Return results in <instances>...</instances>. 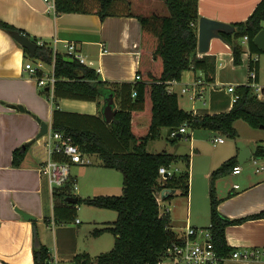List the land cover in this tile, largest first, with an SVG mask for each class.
I'll return each mask as SVG.
<instances>
[{
    "label": "crops",
    "instance_id": "1",
    "mask_svg": "<svg viewBox=\"0 0 264 264\" xmlns=\"http://www.w3.org/2000/svg\"><path fill=\"white\" fill-rule=\"evenodd\" d=\"M259 1L199 0V13L201 16L234 24L247 19ZM128 3L130 6L133 4L139 7L144 13L132 10ZM117 7L119 8L115 9L116 15L102 19L96 4L91 13H59L57 9L54 11L49 8L45 0H0V18L20 29L33 40H43L50 45L58 39L60 52L63 54H65L64 44L67 41L77 42L84 57L83 64L94 69L100 80L134 82L138 74L142 36L137 16L168 13V9L162 0H151L149 4L140 0H126L120 2ZM14 33L0 27V264H33L35 223L39 239L49 248L52 258L57 260L58 264H67L77 253L88 251H80L82 220L78 222V216L74 221L66 223H58L54 220L55 206L60 203H56L55 199L51 198L49 204V181L41 171V165L49 158V151L46 144L47 136L38 137L41 130L38 118L48 123L49 129L52 128L54 92L40 86L35 76L25 69L27 61L36 63L40 58L36 55L31 56L30 52H27L15 39ZM239 41L244 50L249 49L248 43H242V39ZM206 54L216 57L213 82L207 79L204 71L191 69L183 72L181 80L171 82L169 85L178 94L181 107L198 115L229 111L235 101V93L230 89L231 86L236 88L238 85L247 84L251 76L248 60L253 54L250 55L248 52L247 55H242V63L246 62L245 79L235 78L236 71H240V65L236 66L234 63L233 48L223 38H213L210 50ZM202 55L204 54L199 56ZM261 62L262 59L259 58L258 83L261 82ZM52 67V63L44 62L40 73L48 74ZM199 81L202 83H198ZM262 85L264 88V84ZM184 87L189 88V91L183 92ZM262 93L264 95L263 90ZM181 95L190 97L194 103L191 109L181 103ZM263 95L262 99H264ZM198 100L203 101V104L195 105ZM18 105L23 106L24 110L17 108ZM58 105L63 111L77 113L66 116V119L75 122L80 120L81 126L101 130V118L104 116L102 105L97 101L61 97L58 98ZM188 127L181 137H191V134L186 135ZM166 128L169 130V127ZM258 129L260 130H256L255 134L252 133V139L245 143L249 151H245L243 163L239 161L242 150L237 144L229 147L227 153H223V156L218 158L220 166L232 157H236L237 165L242 166L240 173L230 172L228 177L231 179V185L226 193L219 196L216 194L219 200L218 209L222 214L231 219H243L240 223L231 224L226 228L228 243L235 248V251L243 254L255 252L252 258L231 257L225 261V264H264V217L252 218L253 215L264 211V171L257 170L264 164V157L255 155L257 147L264 146V143L258 141H264V137H261L263 135L258 132L264 128ZM215 137L217 136H214L212 141ZM31 140L34 141L27 147L21 165H13L14 150L23 147ZM225 142H216V144ZM172 145V148L166 145L163 151L149 152L186 155L189 159V167L186 161L179 159L173 163L172 168L190 172L191 154L180 153L179 145ZM196 152L198 153L197 150ZM101 162L99 159L100 165ZM245 163L249 166L246 167ZM73 165L78 164H70V170ZM216 166H209L208 173L212 175V172L220 167ZM244 166L252 172H246ZM252 167L255 168L256 175L252 174ZM226 175L218 179L225 178ZM238 180H241L242 185ZM70 183L68 188L71 186ZM176 192L178 191L171 189L170 193L167 191L163 194L161 191L159 196L162 212L167 211L171 215L173 230L181 236L188 226L197 229L207 228L211 224V204L203 214L194 215L191 209L193 202V195L190 193L193 192L191 184L189 195H183L184 198H181L183 200L173 198ZM180 203L187 208L185 214L180 211ZM17 208L35 218H24ZM76 210L78 215L80 204L76 205ZM115 220H111L110 223ZM163 264L189 263L165 259Z\"/></svg>",
    "mask_w": 264,
    "mask_h": 264
},
{
    "label": "trees",
    "instance_id": "2",
    "mask_svg": "<svg viewBox=\"0 0 264 264\" xmlns=\"http://www.w3.org/2000/svg\"><path fill=\"white\" fill-rule=\"evenodd\" d=\"M126 0H56L59 13H91L98 6L102 19L116 15L115 9ZM168 13L138 15L141 26V48L138 74L140 79L134 82H110L100 80L96 71L79 60L68 61L66 55L59 52L54 60L50 45H38L36 57L46 63L55 61L58 80L54 88L53 132L70 136L75 144L86 154H98L101 165L120 170L123 173V193L120 195H96L82 198L75 204L67 201L72 195L67 183L55 191L57 204L54 220L58 223L77 219L76 205L86 203L103 209L115 210L117 219L96 229L94 234L111 232L115 237L114 247L101 252L95 258L88 252H79L67 264H163L166 251L178 241V234L172 228L169 212H162L159 196L164 188L180 190L189 195V170L179 171L166 179H161L159 169L170 168L179 159L186 161L188 156H177L167 152L151 153L147 146L153 139L161 136L163 127L180 128L186 124L191 128H205L218 131L231 137L237 136L235 123L244 120L253 128L264 127V99L260 98L253 83L259 82V60L252 56L248 60L249 70L256 69V78L250 76L247 84L234 88L235 101L229 111L216 114L198 115L181 107L179 96L169 90L173 80H181L187 70H202L210 82L216 73L214 55H198L199 0H163ZM238 28L233 33H223V39L233 48L234 63H242L245 50L240 39L248 37L250 55L263 53L254 42L255 36L264 28V0H260L247 19L234 23ZM0 27L11 32L22 31L0 18ZM24 34V33H23ZM28 52V49L25 48ZM264 92V88H263ZM113 93L117 113L111 122L101 118V130L81 126L80 120L70 121L66 112L59 108L58 98L72 97L94 100L102 106L105 96ZM119 100V101H118ZM102 101V102H101ZM183 136V135H181ZM181 136H176L178 140ZM27 147L29 142L25 144ZM27 147L16 148L13 153V165L20 166ZM256 157H264V146L259 145ZM58 158V157H57ZM237 165L236 157L225 161L211 175V224L213 243L219 264H225L235 248L228 243L226 228L243 219H231L222 214L215 193L216 179L231 171ZM264 217V211L252 218ZM38 231L35 223V238ZM49 248L41 242L34 247L33 264H52Z\"/></svg>",
    "mask_w": 264,
    "mask_h": 264
},
{
    "label": "rangeland",
    "instance_id": "3",
    "mask_svg": "<svg viewBox=\"0 0 264 264\" xmlns=\"http://www.w3.org/2000/svg\"><path fill=\"white\" fill-rule=\"evenodd\" d=\"M140 1L148 4L151 2V0ZM128 5L129 7H132V10L144 13L139 7L133 4L132 6H130L129 3ZM161 13L166 14L165 12ZM256 56L262 59L260 70L261 82L259 84L263 86L262 84H264V52L260 54L254 53L253 57ZM239 65L240 71H236L235 78L242 77V79H245V77L247 76L245 66L246 62L241 63ZM206 99H208L207 94ZM180 100L183 105L190 109L192 105H194L190 97L187 95H181ZM202 104L203 101L198 100L196 101L195 105ZM235 127L237 130L236 137H231L220 132H214L209 129L193 130L188 127V132L186 135L188 136L191 134V137L184 136L178 140H176L175 137L171 135L168 136V129L166 127H163L161 137L150 141L149 151H163L166 145L172 148V144H178V149L181 150L180 153L191 154L190 156L192 163L190 169V184L193 192L190 193H192L193 195L191 209L194 215H196V213L203 214L205 210L207 211L209 209L211 204V174L208 173L209 166H220L218 164V158L223 156V153H227L229 147H232L234 144H237L241 150L245 149L247 147L245 146V143L246 141L252 139V133L255 134L257 132L256 130H260L258 128H253L242 119L236 121ZM258 132H261V134L263 135L261 137H264V130ZM214 136L223 137L226 142L223 144H216L212 141V138ZM258 141L259 143H264L263 140ZM196 150L198 151V153L196 152ZM85 158L90 160L89 163L73 165L71 167V186L69 188V192L72 195H77L81 197H92L97 194L120 195L123 193V173L120 170L101 166L99 164L100 157L96 154L86 155ZM245 164L246 167L249 166V164ZM254 169L255 168L252 167V174L256 175ZM248 171L251 170L246 168V172ZM230 174L231 173L227 174L225 178L217 179L214 183L215 192L218 196L226 193L227 189L230 187L231 179L228 177ZM238 183L242 185L241 180H238ZM76 187L78 189H76ZM175 197L179 198L178 200H183L181 198H184L180 190L175 193L173 198ZM51 198H53V196L50 192V195L48 196L49 204L52 201ZM179 208L183 214L187 212V208L183 203H180ZM77 216L79 220H82V223L80 225L82 231L81 238L79 241V245L81 247L80 251H88L91 253V256L95 258L96 255H99L101 252L109 251L114 247L115 237L111 232L103 231L102 233L94 234V231L96 229H101L107 224H110L111 220L117 219V211L111 209H103L86 203H81L80 210L78 211Z\"/></svg>",
    "mask_w": 264,
    "mask_h": 264
},
{
    "label": "built area",
    "instance_id": "4",
    "mask_svg": "<svg viewBox=\"0 0 264 264\" xmlns=\"http://www.w3.org/2000/svg\"><path fill=\"white\" fill-rule=\"evenodd\" d=\"M48 4V7L56 11V0H45ZM248 43V37L245 36L242 39V43ZM38 45L47 44L43 40L37 41ZM54 52V60L56 54L60 52V46L58 39H55L52 44H50ZM65 55L66 57H71L74 60H79L81 63L84 62V57L81 53L80 46L77 42L67 41L64 44ZM250 53L249 49L245 50L244 54L247 55ZM202 53L198 52V55ZM254 61L259 60L258 56L252 57ZM42 59H39L38 62L27 61L25 64V69L29 70L33 76H35L38 84L42 87L49 88L50 91L54 92L55 84L58 80V77L55 72V61L52 63L53 67L48 74H41L40 71L44 66ZM250 75L253 78H256V69L251 68ZM136 79H140V75L137 74ZM173 80L172 82H175ZM198 83H202L199 81ZM253 86L261 98L263 93V87L258 83L254 82ZM231 90H234V87L231 86ZM169 90L174 92L169 86ZM183 92L189 91V88L184 87ZM195 97V95H193ZM236 98V97H235ZM186 124L182 125L178 130H173L172 135L177 136L178 133H185L187 131ZM46 144L49 151V158L41 165V171L48 177L49 188L51 195L54 198L55 191L58 188L64 187L67 183L71 181L70 173V164H84L89 163L90 160L86 159V154L81 150V148L75 144L70 136H65L61 132H53L52 128L49 129L46 134ZM223 137H215L213 142H224ZM58 157V158H57ZM258 171H264V164L260 165L257 169ZM242 171L241 165H236L233 168L234 173H240ZM179 172L178 169H173L172 165L170 168L165 166L160 167L159 173L161 179H166L169 176H172L174 173ZM80 222L79 219H77ZM165 259H171L178 263H189V264H219L220 259L215 252L214 243H213V234L210 228H194L188 226L185 233L181 236L178 235V241H175L166 251ZM255 255V252H249L243 254L240 251H235L231 257H244L252 258ZM230 257V258H231ZM225 258L223 260H227ZM224 261V262H225ZM52 264H58L57 260L52 258Z\"/></svg>",
    "mask_w": 264,
    "mask_h": 264
},
{
    "label": "water",
    "instance_id": "5",
    "mask_svg": "<svg viewBox=\"0 0 264 264\" xmlns=\"http://www.w3.org/2000/svg\"><path fill=\"white\" fill-rule=\"evenodd\" d=\"M238 28L232 24V23H227L215 19H211L205 16H201L198 22V52L202 54H206L209 52L210 47H211V41L213 38H223V33H233ZM15 39L21 43L25 48L28 49L30 52L31 56H34L36 53V49L38 47V43L36 40L31 39L28 35L20 33V32H15L14 33ZM254 42L256 45L264 52V28L255 36ZM66 59L70 62L74 61L73 58L71 57H66ZM49 90V88H47ZM103 106H102V114L107 122H111L114 118V116L117 113V104L115 97L113 93H110L108 96L106 95L103 101ZM17 108L24 110V107L21 105L16 106ZM38 121L41 123V130L38 134V137L44 136L48 133L49 131V124L46 123L45 121H42L41 119L38 118ZM264 128V127H262ZM179 128L173 129L169 128L168 130V135L172 133L173 130H178ZM178 135H183V133H179ZM34 140H31L29 144H31ZM27 146L24 145L23 148L25 149ZM249 151V148H245V150L241 151V154L239 156V161L243 163L245 161L244 158V153L245 151ZM170 193L171 189L169 188H164L162 190V193ZM67 201L70 203H77L79 200L78 196H73L70 195L67 198ZM17 211L22 214V216L26 219H34L35 216L17 208ZM41 245V241L39 239V236L35 238L34 242V247L39 248Z\"/></svg>",
    "mask_w": 264,
    "mask_h": 264
}]
</instances>
